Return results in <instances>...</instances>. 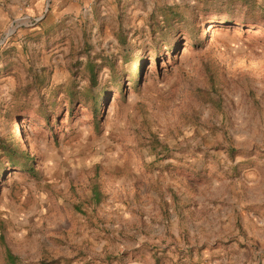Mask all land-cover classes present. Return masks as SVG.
I'll use <instances>...</instances> for the list:
<instances>
[{
  "label": "rangeland",
  "instance_id": "1",
  "mask_svg": "<svg viewBox=\"0 0 264 264\" xmlns=\"http://www.w3.org/2000/svg\"><path fill=\"white\" fill-rule=\"evenodd\" d=\"M0 138V264H264V0H0Z\"/></svg>",
  "mask_w": 264,
  "mask_h": 264
},
{
  "label": "trees",
  "instance_id": "2",
  "mask_svg": "<svg viewBox=\"0 0 264 264\" xmlns=\"http://www.w3.org/2000/svg\"><path fill=\"white\" fill-rule=\"evenodd\" d=\"M126 57H130V58H134L133 54L134 51L130 48H128L127 50H125L124 52ZM108 66L110 68V72L112 77L114 78V83L117 84V82L120 80V77L117 76V69L115 66V62H108ZM129 75V79L134 83L136 80V73L135 72H131L128 73ZM93 79L95 80L94 76ZM94 84H96V82L94 81ZM75 93H71L69 94V99H70V103H73L75 100ZM88 96V99L92 101L93 103V109H94V114H95V119H98V115H100V100L103 96V92L102 91H96L93 92L90 96ZM33 158L32 155L28 152V150H26L25 148L22 147H13L11 146V144L7 143L6 141H3L2 138H0V172L3 170V168L5 167V165H9L10 167H16L19 168L22 171H34V167H33ZM99 190L97 186H94V196L97 197L99 194ZM47 264H50L49 262H47Z\"/></svg>",
  "mask_w": 264,
  "mask_h": 264
}]
</instances>
